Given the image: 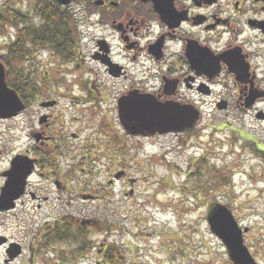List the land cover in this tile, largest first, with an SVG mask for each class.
I'll return each mask as SVG.
<instances>
[{
  "label": "flooded vegetation",
  "instance_id": "1",
  "mask_svg": "<svg viewBox=\"0 0 264 264\" xmlns=\"http://www.w3.org/2000/svg\"><path fill=\"white\" fill-rule=\"evenodd\" d=\"M48 2L61 8L79 4L87 18L81 20L83 33L63 36V40L58 34L25 38L29 54L24 65L36 74L38 92L35 99L23 97L25 108L19 115L0 118V159L8 160L0 173V196L8 182L7 197L17 196L12 208L3 210L0 205V216H37L54 201H64L60 208L65 212L50 215L54 220L46 221L28 244L8 241L0 229V264H13L26 256L28 264L88 262L91 257L86 252L94 248L101 256L96 264H105L107 236L94 244L91 234L99 229L95 220L75 219L65 202L73 198L77 174L88 175L90 169L84 166L107 155L100 143H92V136H102L101 144L107 149L110 138L119 139V130L105 129L103 121L98 128L92 122L77 125L71 109L76 110L81 99L94 104L100 100L96 80L103 70L119 82L122 94L151 93L161 101L172 99L197 108L212 105L217 112L234 110L264 121V0H75L67 6ZM41 24L40 20L38 26ZM78 28L75 24L76 31ZM90 28L109 31V35L94 36L89 39L92 44L84 45ZM87 60L99 67L89 68ZM5 63L9 67L7 59ZM49 67H54L53 72ZM50 72L53 80L48 83L58 89L78 88L83 96L56 92L44 97L42 83L48 81L45 75ZM33 106L38 116L29 123L27 113ZM20 131L25 133L18 134ZM11 141L21 143V149L12 146L9 148L17 153H3L1 144L7 142L8 146ZM93 146L97 149L94 154ZM77 152L82 154L81 160H77ZM28 162L32 172L24 181L13 167ZM33 179L37 180L34 184ZM85 197L102 195L81 193V199ZM11 242L21 245L9 248ZM16 251L21 254L12 261Z\"/></svg>",
  "mask_w": 264,
  "mask_h": 264
},
{
  "label": "rangeland",
  "instance_id": "2",
  "mask_svg": "<svg viewBox=\"0 0 264 264\" xmlns=\"http://www.w3.org/2000/svg\"><path fill=\"white\" fill-rule=\"evenodd\" d=\"M5 2L7 0H0V4ZM10 3L29 11L36 0H13L8 5ZM78 5L68 8L74 15V28L75 23L81 24L84 18ZM78 29L83 30V24ZM103 34L109 35V31L90 28L83 39L84 45L92 44L90 38ZM109 39L115 45L114 39ZM116 53L115 46V56ZM87 65L99 67L88 60ZM18 66L26 69L22 64ZM53 69L49 67L52 72ZM31 70V67L27 68V75L33 76L32 84H37L36 74ZM45 76L48 81L42 83L44 97L56 92L81 97L78 88L58 89L48 83L53 80L51 72ZM96 82H99L100 92L96 106L92 107V102L85 104L76 100L77 110L71 109V114L78 118L77 125L92 122L98 128L103 121L105 129H119V139L110 138L106 149L101 144L102 136H92V143H100V149L107 155L92 161L90 167L84 166L90 169L86 172L88 175L77 174L75 193L65 204L70 205L67 211H71L75 219L93 218L98 232L112 229L107 233L91 234L94 244L103 242L107 236L103 256L114 248L111 243L115 241L124 264H234L225 245L211 233L207 223L210 208L220 202L233 211L243 226L250 227V232L244 236L245 243L259 263L264 264V156L254 152L257 148L264 154V121L250 114L244 116L234 110L226 114L214 111L212 105H203L200 122L188 132L147 138L128 135L117 114V99L124 92L119 88V82L108 78L103 70L98 71ZM27 115L29 123L35 120L38 116L36 107L33 106ZM231 126L241 134L242 144L237 138L234 140L235 132L230 130ZM5 128L2 126L1 129L6 133ZM6 144H1L3 153L11 155L17 152L9 147H19L17 150L22 147L19 142ZM91 149L92 154L97 150L94 146ZM77 154V160H81L82 154ZM7 164L8 160L0 159V173ZM118 175L119 180L115 178ZM32 181L33 184L37 182L36 179ZM2 184L0 174V186ZM94 189L101 198L81 199V193H95ZM48 204L49 207L37 216L28 213L17 217L0 216L3 235L24 244L33 242L38 229H42L46 221L54 220L55 217L49 218L50 215L65 212L60 208L64 201H54L53 206ZM86 253H90V261L76 264H96L95 259L100 258L95 248ZM1 257L0 252V260ZM26 257L13 264H28Z\"/></svg>",
  "mask_w": 264,
  "mask_h": 264
},
{
  "label": "water",
  "instance_id": "3",
  "mask_svg": "<svg viewBox=\"0 0 264 264\" xmlns=\"http://www.w3.org/2000/svg\"><path fill=\"white\" fill-rule=\"evenodd\" d=\"M58 1L68 4L72 0ZM6 76L5 64L0 61V116H13L22 109L23 103L18 92L7 85ZM198 118V112L178 103H159L130 98L120 100V119L126 131L131 134L153 135L157 132L165 134L184 131L192 128ZM30 167L27 172L26 167L21 170L23 179L30 174ZM8 185L0 198L3 209L13 206L10 205V199L6 195ZM207 220L211 231L227 246L230 258L235 264H257L244 243L243 232H247L248 228L243 231L226 205L216 204L209 212ZM18 254L19 252L12 257Z\"/></svg>",
  "mask_w": 264,
  "mask_h": 264
},
{
  "label": "trees",
  "instance_id": "4",
  "mask_svg": "<svg viewBox=\"0 0 264 264\" xmlns=\"http://www.w3.org/2000/svg\"><path fill=\"white\" fill-rule=\"evenodd\" d=\"M37 11L41 14V26L33 23L26 24V19L23 18L19 8H15L14 5L8 6L5 9L0 10V32L4 33L8 28V23L15 25L18 29L17 36L14 41L9 43V49L6 56L10 70L12 72V78L10 83L18 89V91L23 95L26 92L24 79L25 74L23 70L17 69L13 65L14 62H20L25 59L29 51L25 47L26 36H32L33 39L38 38L40 34L53 35L58 34L61 40L63 36H68L69 34L75 33L74 29L71 30L72 20L74 19L73 13H70L67 8L55 7L47 0H41ZM5 23L7 25H5ZM71 23V25H70ZM44 24L43 30L42 25ZM58 27V29H56ZM73 28V27H72ZM38 40V39H37ZM36 40V41H37ZM34 41V42H36ZM46 43L44 42L43 45ZM110 264H124L123 255L118 247L110 249L107 256Z\"/></svg>",
  "mask_w": 264,
  "mask_h": 264
}]
</instances>
